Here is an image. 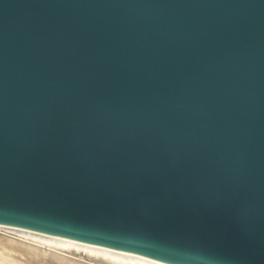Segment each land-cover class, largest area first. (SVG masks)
Wrapping results in <instances>:
<instances>
[{
  "label": "water",
  "instance_id": "obj_1",
  "mask_svg": "<svg viewBox=\"0 0 264 264\" xmlns=\"http://www.w3.org/2000/svg\"><path fill=\"white\" fill-rule=\"evenodd\" d=\"M0 224L264 264V0H0Z\"/></svg>",
  "mask_w": 264,
  "mask_h": 264
},
{
  "label": "bare ground",
  "instance_id": "obj_2",
  "mask_svg": "<svg viewBox=\"0 0 264 264\" xmlns=\"http://www.w3.org/2000/svg\"><path fill=\"white\" fill-rule=\"evenodd\" d=\"M0 264H160L127 253L0 224Z\"/></svg>",
  "mask_w": 264,
  "mask_h": 264
}]
</instances>
